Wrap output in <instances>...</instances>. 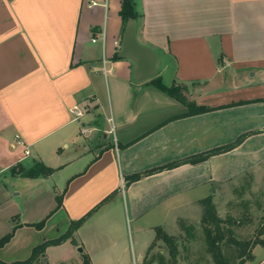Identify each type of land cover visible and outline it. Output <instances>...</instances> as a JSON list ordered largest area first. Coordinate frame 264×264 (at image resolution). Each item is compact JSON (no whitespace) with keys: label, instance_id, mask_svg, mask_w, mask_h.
I'll return each instance as SVG.
<instances>
[{"label":"crops","instance_id":"0c3cea01","mask_svg":"<svg viewBox=\"0 0 264 264\" xmlns=\"http://www.w3.org/2000/svg\"><path fill=\"white\" fill-rule=\"evenodd\" d=\"M121 6L0 0V238L16 227L0 247L4 262L27 259L115 192L75 232L76 243L63 244H82L76 264L83 253L91 264H127V220L141 232L144 217L199 203L225 172L223 180L233 179L229 159L242 173L264 163V0H136L137 38L158 53L157 75L165 81L174 65L172 83L214 108L190 116L152 79L137 82L133 62L118 56ZM76 105L86 107L82 117ZM243 134L230 151L146 173ZM37 162L55 171L33 178L19 171ZM135 173L143 175L127 183ZM44 218L42 229L33 226ZM247 264H264V256Z\"/></svg>","mask_w":264,"mask_h":264},{"label":"trees","instance_id":"16d2710c","mask_svg":"<svg viewBox=\"0 0 264 264\" xmlns=\"http://www.w3.org/2000/svg\"><path fill=\"white\" fill-rule=\"evenodd\" d=\"M121 10L120 15L122 17L124 28L129 19H138L139 14L137 11L136 0H120ZM151 84L160 89L164 93L178 100L186 106L185 116L195 115L199 113L208 112L214 108L199 105L189 97V87L184 83H172L168 84L163 80L161 75H157L151 80ZM248 134L239 136L234 142L226 144L224 146L214 148L206 154H200L192 156L190 158L183 159L181 161L172 162L161 166L157 169L147 171L146 173H153L164 168L175 167L181 163H197L201 160L207 159L210 155L224 153L230 151L239 146ZM23 175L27 177H39L41 175H51L55 169L46 166L43 162H37L29 168L19 169ZM143 174L135 173L126 178L127 183L139 180ZM242 191L245 190V186L240 187ZM115 192L101 201L92 210L87 212L83 217L73 220L69 229L61 236L53 239L43 241L41 244L34 247L32 254L25 260H17L14 262H4L0 260V264H48L44 262L46 256V249L52 245H58L71 239L74 243L75 232L89 219L94 213H96L103 205H105ZM58 207L62 204V199L57 196ZM199 204L202 206V216L200 219V227H197L193 223L185 219H179L180 232L177 235L169 234L163 226L155 227V238L150 244L146 253L144 264L157 263V264H180L181 247L184 249L189 248V244L196 241L199 237L203 236L205 242V252L210 254L213 258L214 264H247V262L255 259L253 250L256 246H264V203L258 202V208L262 211V214L258 216V225L255 232L248 237H239L236 232V228L244 223L249 224L253 222L254 214L250 208V202L245 200L242 205L246 208L242 212L240 218L234 217L228 214L226 217L221 216L219 208L214 201V196L210 195L199 200ZM47 218H44L40 222L33 224L38 229H42L45 226ZM238 222V223H236ZM16 227L10 233L0 238V247L4 246L13 237ZM200 229L202 235L200 234ZM163 243L167 247L168 254L157 251L152 254L150 252ZM83 264H91L90 256L87 253H83ZM196 264V263H193Z\"/></svg>","mask_w":264,"mask_h":264},{"label":"rangeland","instance_id":"374dc122","mask_svg":"<svg viewBox=\"0 0 264 264\" xmlns=\"http://www.w3.org/2000/svg\"><path fill=\"white\" fill-rule=\"evenodd\" d=\"M171 66L173 67L164 73L165 81L168 84L172 83L174 78V65ZM110 137L112 138L113 135H110ZM235 161L230 159L226 161L227 169L230 168L229 171H231L228 172L227 175H229V173H233V179L228 181L223 180L222 177H226L225 174L227 172H225L224 176L221 174L222 176L220 181L212 182V188L209 189V192L207 193L214 196V201L219 208V213L223 217L231 214L234 217L240 218L242 216V212L246 210L244 205H242V202L245 200L250 202V208L254 214L253 222L249 224L244 223L243 225L236 228V232L239 237H248L255 232L259 222L258 216L262 214V211L258 208V202L260 201L264 203V163L261 166H255L252 170L250 168L247 172L242 173L238 172L240 167L239 164H237L238 161ZM56 180L59 182L58 177H56ZM243 186H245V190L242 191L243 193L241 194L240 190L242 189L240 187ZM202 212V206L199 203H192L180 207L177 212H173L167 217L165 215L163 216V214L148 215L141 221V225H143L141 232H137V224L134 222V220H127L125 227V241L128 244V252L130 256L127 264H144L146 252L155 238V227L163 226L169 234L177 235L180 232V226L178 222L179 219H185L189 221V223H193L197 227H200L199 224ZM165 220L167 223L163 222ZM160 222L163 224H160ZM156 224L157 226H154ZM201 235L202 233L200 229L199 236ZM63 243L52 245L53 247L51 249L47 248L44 262L45 259H48V264H76V262L79 261V257L81 256L79 247L83 248L82 244L80 243V245L75 248L70 243ZM159 244L160 245L155 247L150 252V254L160 250L165 254H168L166 245L163 243ZM189 246L190 247L187 249L181 247L180 264H214L212 256L205 252V242L203 236L189 244ZM253 253L258 259H260L264 256V246H256L253 250ZM66 257H68V262H63ZM146 264L157 263L154 262Z\"/></svg>","mask_w":264,"mask_h":264},{"label":"water","instance_id":"95a60500","mask_svg":"<svg viewBox=\"0 0 264 264\" xmlns=\"http://www.w3.org/2000/svg\"><path fill=\"white\" fill-rule=\"evenodd\" d=\"M118 56L133 62V75L139 83L148 81L158 74L156 66L158 53L138 41L136 19H129L125 26ZM79 251L83 252V248L79 247ZM47 262L48 259H45V263Z\"/></svg>","mask_w":264,"mask_h":264},{"label":"built area","instance_id":"2783aa9c","mask_svg":"<svg viewBox=\"0 0 264 264\" xmlns=\"http://www.w3.org/2000/svg\"><path fill=\"white\" fill-rule=\"evenodd\" d=\"M96 4H97V2H95V1L91 2V5H96ZM105 5H107L106 2H105ZM103 39L105 40V34L103 35ZM93 41L95 42L96 38H94ZM108 62L109 61H108L107 57L104 55L103 59H102V66H103L102 69H103V72L106 76L108 75V73H110L112 71V69L108 68V65H107ZM73 111L76 113L77 118H79V117H82L84 115V112H86V107L79 108V106L76 105L74 107ZM108 121L110 124V129H109L108 133L112 134L115 138L116 137V128H115L113 117H110L108 119ZM82 132L85 133V130L83 129ZM26 154H29V150H26Z\"/></svg>","mask_w":264,"mask_h":264}]
</instances>
